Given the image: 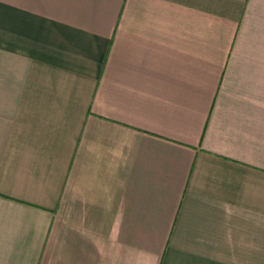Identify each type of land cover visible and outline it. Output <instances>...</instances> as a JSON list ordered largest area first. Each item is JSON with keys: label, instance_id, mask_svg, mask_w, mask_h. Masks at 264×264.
Returning a JSON list of instances; mask_svg holds the SVG:
<instances>
[{"label": "crops", "instance_id": "0c3cea01", "mask_svg": "<svg viewBox=\"0 0 264 264\" xmlns=\"http://www.w3.org/2000/svg\"><path fill=\"white\" fill-rule=\"evenodd\" d=\"M0 264H264V0H0Z\"/></svg>", "mask_w": 264, "mask_h": 264}]
</instances>
